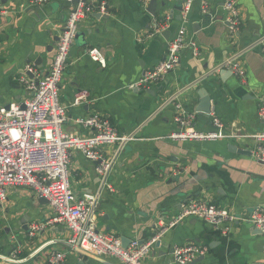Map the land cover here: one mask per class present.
Listing matches in <instances>:
<instances>
[{"label":"crops","instance_id":"crops-1","mask_svg":"<svg viewBox=\"0 0 264 264\" xmlns=\"http://www.w3.org/2000/svg\"><path fill=\"white\" fill-rule=\"evenodd\" d=\"M104 4L105 17L94 12L80 25L62 79L60 101L67 108L64 131L90 140L94 131L79 121L93 114L108 118L121 137L134 136L122 144L100 147L113 162L106 186L95 209L98 229L127 241L148 240L160 235L145 264H174L176 247L197 244L207 248L198 264H264V236L246 223H237L228 236L213 232L196 218H187L169 228L190 198L206 200L239 218L264 210V163L250 154L260 144L253 136L264 135V121L258 116L259 99L264 98V0H236L242 18L241 30L232 34L224 11V0H183L190 5L187 40L196 45L181 54L179 67L163 82L142 91L133 86L144 73L162 62L168 45L185 23L174 8L178 0H90ZM30 0H0V105L23 102L31 95L18 78L28 67L45 75L52 66L56 44L72 11L67 0L33 8ZM101 14V13H100ZM170 19V27L153 34L155 22ZM170 32L166 37L163 33ZM85 43V46H83ZM97 48L106 66L93 61L88 51ZM242 54L238 61L247 71L243 84L229 73L213 71ZM40 63L36 65V62ZM195 81L198 85L187 90ZM87 93L76 105L78 95ZM211 99L209 117L197 112L202 98ZM179 95L169 105L166 103ZM197 114L195 127L211 131L218 117L235 140L178 142L169 139L177 126L176 106ZM264 144V142H262ZM235 147V148H234ZM70 185L76 199L97 196L102 178L97 164L79 151H72ZM8 200L0 209V254H18L19 264H48L52 252H64V264H102L91 253L70 250L65 243L70 231L50 224L53 212L33 192L9 188ZM34 225H45L35 237ZM164 232V234H162ZM91 257V258H89ZM103 259V258H100ZM118 264L116 261H109Z\"/></svg>","mask_w":264,"mask_h":264},{"label":"built area","instance_id":"built-area-1","mask_svg":"<svg viewBox=\"0 0 264 264\" xmlns=\"http://www.w3.org/2000/svg\"><path fill=\"white\" fill-rule=\"evenodd\" d=\"M51 1L30 0L28 5L40 8L50 4ZM67 1L70 3L77 1V4L72 6L64 31L56 44L49 71L39 76L33 67H28L18 81L31 97L23 102L0 105V209L7 203L9 188H25L48 202L53 212L50 224L63 225L70 231L71 236L65 243L70 250L79 249L105 260L116 261L118 264H145L160 240L161 234L144 241L134 240L128 247H124L119 236L98 229L95 209L100 198L99 194L86 195L78 200L70 185L73 150L79 151L87 160L97 164V173L103 181L111 172L113 162L104 157L100 147L113 143L123 145L132 141L134 136L121 137L110 120L101 114H93L79 121L82 126L94 131V137L90 140L80 139L64 131L67 108L60 101V88L68 66L70 50L80 25L87 17L94 12L107 14L104 4L95 7L90 0ZM189 6L188 3L184 5L182 19L185 23L170 41L165 59L146 71L133 88L146 91L163 82L179 67L184 49L192 47L198 55L196 45L187 40L186 13ZM223 7L231 33H239L242 18L237 1L224 0ZM3 15H7V12L0 10V17ZM169 27L170 19L155 22L152 27L153 34H161ZM88 55L101 66H106V60L99 49H90ZM226 68L243 84L247 83V71L238 58L228 61ZM87 97V93L78 95L75 104L85 102ZM176 109L174 122L177 129L169 136L173 141L214 142L237 139L236 135L226 132L225 124L218 117L212 118L213 129L205 132L195 127L197 116L195 112H185L180 104ZM258 116L264 121V98L259 99ZM252 138L260 145L251 152V156L256 161L264 163L262 143L264 135H256ZM187 218L201 220L213 232L223 236H228L237 223L252 225L264 233L263 209L254 210L247 218H239L206 200L190 198L181 205L180 215L169 228L175 227ZM44 227L45 225H34L29 235L35 237ZM206 254V247L187 244L174 249L173 262L193 264ZM65 258L64 252H52L48 264H64ZM24 261L25 259L19 258L17 253L9 256L0 254V264H19Z\"/></svg>","mask_w":264,"mask_h":264},{"label":"water","instance_id":"water-1","mask_svg":"<svg viewBox=\"0 0 264 264\" xmlns=\"http://www.w3.org/2000/svg\"><path fill=\"white\" fill-rule=\"evenodd\" d=\"M155 1H156V0H152V2H151V8H152V9H150V12H151L153 15H154V10H153V8H154V5H155ZM182 2H183V0H178V5H176L175 8H174L176 11H179V12H181V13L184 12V4H183ZM71 4H72V5H75V4H77V1H74V2L71 3ZM96 17H97V19H101V18H104L105 16H104L103 14L98 13V14L96 15ZM177 20H178V21H182V16H178V17H177ZM63 31H64V29L62 30V32H63ZM169 33H170L169 31H168V32H165V33H163V36L166 37L167 35H169ZM78 39H82V35L77 34L75 40H78ZM83 46H85V43H83ZM241 55H242V54H240V55L234 57L231 61H233V60L239 58ZM39 63H40V62L37 61V62H36V65H38ZM226 66H227V63H223L222 65H219V66L213 71V73L221 72V75H222V76L225 75V74H227V73H229L230 75H232V72H231L229 69H227ZM30 77L32 78V76H30ZM199 82H200V81H195L194 83H192V84L187 88V90H189V89L195 87L196 85L199 84ZM178 96H179V95H175L174 97H172V98L166 103V105H169L170 103H172L174 100H176V99L178 98ZM199 96H201L202 101H201V105H200V107L197 108V112H198V113H202V114L205 115L206 117H209V116L211 115V112H212L211 99H210V97H208V95L204 96V94H201V93L199 94ZM124 145H125V143L121 146V149H120V150L123 149ZM234 148H235V147H234ZM234 151H236L238 154H242V155H247V154H250V155H251V153H247V152H245V151H241V150L238 151L236 148L234 149ZM108 176H109V174H108V175L105 177V179L102 181V185H101V189H100V192H99V196L101 195V193H102V191H103V189H104V187H105V184H106V182H107ZM41 201H42V203H48L45 199H42ZM259 234L264 236V233H262L261 231H259ZM122 243H123V246H124V247H128V246L130 245L131 242H130V241H127L126 239H123ZM159 244H160V241H158V242L156 243L155 246H158ZM79 251H80V253H82V254L85 255V256H87V254H88L87 252H83V251H81V250H79ZM87 257H88V256H87ZM89 258H91V257H89ZM97 260H98L99 262H101L102 264H113V263H110V262L106 261L105 259H100V258H98ZM203 260H204V257H201V258L197 259L193 264H198V263L202 262Z\"/></svg>","mask_w":264,"mask_h":264}]
</instances>
